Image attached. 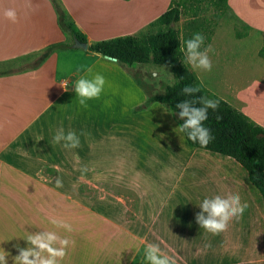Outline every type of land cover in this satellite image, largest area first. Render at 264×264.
<instances>
[{
	"label": "crops",
	"instance_id": "1",
	"mask_svg": "<svg viewBox=\"0 0 264 264\" xmlns=\"http://www.w3.org/2000/svg\"><path fill=\"white\" fill-rule=\"evenodd\" d=\"M34 1L44 11L38 47L18 40L26 22L12 23L0 14V248L10 253L8 264L17 254L14 246L26 247L22 238L40 230L75 242L61 264H147V243L159 244L176 264H262L236 239V228L251 227L250 218L245 224L243 216L232 220L217 235L195 222L205 197L232 192L247 203L246 171L230 157L190 146L182 158H167L165 152L162 159L151 158V150L140 155L139 126L151 123V105L136 110L146 97L126 66L73 46L40 59L36 54L66 36L51 6ZM121 3L59 0L88 43L130 35L125 22L109 24L105 18L120 16L107 6ZM97 73L106 80L104 90L82 107L73 83ZM64 80L67 91L60 86ZM59 128L75 132L79 147L54 144ZM56 178L62 187H56ZM52 219L71 224L72 231L56 228Z\"/></svg>",
	"mask_w": 264,
	"mask_h": 264
},
{
	"label": "rangeland",
	"instance_id": "2",
	"mask_svg": "<svg viewBox=\"0 0 264 264\" xmlns=\"http://www.w3.org/2000/svg\"><path fill=\"white\" fill-rule=\"evenodd\" d=\"M9 1L11 3L0 0V14H3L5 7H15L18 14H22L18 18L28 25L19 27L18 31L21 34L18 40H24V46L29 48L40 44L43 39V36L40 37L43 25L41 13L44 11L38 9L40 6L34 7L32 0ZM55 1L59 3V0ZM119 1L123 3L108 4L107 8L116 9V13H120V16L117 14V16L115 14L111 16L112 13H108L107 16L104 13H98L97 17L106 16L109 24L110 20L116 19L118 23L125 22L127 28L124 31L136 37L155 32L149 23L171 3V0ZM34 2L37 5L48 4L55 13L51 0H35ZM175 2L181 4V16L174 27L179 31L183 43L186 37L188 40L194 34L200 33L205 38L202 50L208 45H211L213 49L209 53L212 61L210 72L193 70L186 62L183 51L182 60L210 95L221 98L245 114L251 121L264 127V0H227L226 4L220 7L214 0H175ZM61 8H63L62 5ZM44 9L53 13L48 8ZM127 14H130V18L127 21H120ZM47 38L51 39L48 36ZM92 38L95 39V37ZM97 39L101 40V36ZM65 40L66 44H72L70 37L66 36ZM43 52L36 55L41 57ZM59 52L62 51L59 50ZM125 68L131 78L133 76L144 82L145 91L149 94H160L165 86L174 82L166 66L163 68L152 64H136L131 68ZM153 69L159 71L158 78H153L149 74ZM48 74L45 70V78ZM147 119L151 123L143 120V124L139 126L140 155H142L141 152L148 153L149 150H151V158L162 159L165 154L167 158H182L188 155V150L191 148L185 142L183 134L179 132L177 128L179 125L167 107L158 103L151 104ZM157 122L166 125L164 131ZM159 165L162 166V164ZM239 168L242 170L240 166ZM243 172L246 176L245 171ZM247 184L251 190L246 191V199H249L247 205L250 206L245 209L242 220L245 224L250 218L252 226L247 227V224L243 229L236 228V239L240 240L242 248L249 250L253 260H261L260 262L264 264V204L259 192L249 182Z\"/></svg>",
	"mask_w": 264,
	"mask_h": 264
},
{
	"label": "trees",
	"instance_id": "3",
	"mask_svg": "<svg viewBox=\"0 0 264 264\" xmlns=\"http://www.w3.org/2000/svg\"><path fill=\"white\" fill-rule=\"evenodd\" d=\"M224 6L227 0H214ZM56 15V22L61 32L81 43H87V50L100 54L103 57H113L118 66L132 67L136 64H152L166 66L170 70L174 82L163 88L160 94H149L145 91V84L132 76L134 83L139 87L146 99L136 110L145 109L153 103L165 106L173 114L178 125L182 123L176 114V104L185 100H195L199 97L218 101V108L209 110L205 126L211 131L213 139L207 146L193 143L183 134L188 146L202 149L236 161L247 173L250 184L259 192L264 204V128L251 121L245 114L233 108L227 102L210 93L200 84L194 73L182 60L183 41L180 33L175 29L181 16V4L171 0L166 11L160 14L149 25L155 32L136 37L132 35L118 36L109 39L88 43L85 34L69 20L66 11L61 5L51 0ZM187 40V37L185 41ZM72 44L58 42L49 45L40 59L48 55L72 48ZM185 86L199 87L200 91L194 95H185L182 89ZM221 119L217 120V117Z\"/></svg>",
	"mask_w": 264,
	"mask_h": 264
},
{
	"label": "clouds",
	"instance_id": "4",
	"mask_svg": "<svg viewBox=\"0 0 264 264\" xmlns=\"http://www.w3.org/2000/svg\"><path fill=\"white\" fill-rule=\"evenodd\" d=\"M30 6V5H29ZM3 16L12 23L18 22V12L15 7H5ZM204 36L200 33L194 34L190 39L184 42V56L186 62L193 70L211 71L212 61L209 53L213 51L212 46L208 45L202 50L204 45ZM106 59L114 60L113 57ZM164 68V66H162ZM91 70H89L90 72ZM153 78L159 77V71L153 69L149 73ZM74 91L79 97V103L82 107H87V101L98 99L104 90L106 80L102 74H95L88 78L81 76L74 83ZM60 86L67 91L69 81L64 80ZM200 91L199 87L185 86L182 92L185 95H194ZM179 120L182 123L177 127L179 132L185 133L187 138L193 143H199L201 146H207L213 139L211 131L205 126L204 122L208 119L209 110L215 111L218 108V101L199 97L195 100H185L176 104ZM221 119L219 116L217 120ZM54 144H61L65 149L79 147V137L73 131L65 133L63 128H59L53 136ZM57 188L62 187L60 178H56ZM200 211L195 214V222L205 231L217 235L227 230L229 223L243 215L248 207L246 202L241 201L238 194L228 192L225 195H214L205 197L197 204ZM56 228L64 229L66 232L72 231L71 224L52 219L50 221ZM27 246L21 247L15 245L17 254L12 257L13 264H61V261L67 254L69 245H74L68 237L61 236L56 231L40 230L29 233L22 238ZM10 253L0 248V264H8ZM144 259L147 264H176V260L163 252L159 244L147 243L144 248Z\"/></svg>",
	"mask_w": 264,
	"mask_h": 264
},
{
	"label": "water",
	"instance_id": "5",
	"mask_svg": "<svg viewBox=\"0 0 264 264\" xmlns=\"http://www.w3.org/2000/svg\"><path fill=\"white\" fill-rule=\"evenodd\" d=\"M72 46H73V48L81 49V50H87V48H88V44L87 43H81V42H79L77 40H74V43H73ZM113 61H115V60H113Z\"/></svg>",
	"mask_w": 264,
	"mask_h": 264
}]
</instances>
